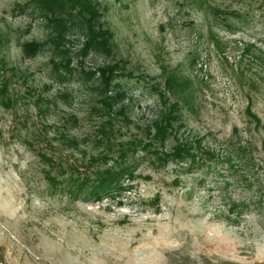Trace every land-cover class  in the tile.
Listing matches in <instances>:
<instances>
[{
    "label": "rangeland",
    "instance_id": "374dc122",
    "mask_svg": "<svg viewBox=\"0 0 264 264\" xmlns=\"http://www.w3.org/2000/svg\"><path fill=\"white\" fill-rule=\"evenodd\" d=\"M45 1L0 0V261L264 262V0Z\"/></svg>",
    "mask_w": 264,
    "mask_h": 264
},
{
    "label": "trees",
    "instance_id": "16d2710c",
    "mask_svg": "<svg viewBox=\"0 0 264 264\" xmlns=\"http://www.w3.org/2000/svg\"><path fill=\"white\" fill-rule=\"evenodd\" d=\"M43 3L42 6L45 8L46 11H48L51 15L55 13V10H68L67 15L73 16V14L77 13L80 17H83L84 14H87L89 16H93L95 14L94 10V4L91 3L90 0H46L45 2H40ZM84 18V17H83ZM182 152L185 150H181ZM187 154H180L179 152L174 153L172 155L175 158H180L183 159L185 158ZM191 157L193 160L196 156L193 155H188ZM112 179L106 178V183L110 182ZM104 184V185H105ZM104 185L99 187H96V194L103 193L106 191L107 188H104Z\"/></svg>",
    "mask_w": 264,
    "mask_h": 264
},
{
    "label": "built area",
    "instance_id": "2783aa9c",
    "mask_svg": "<svg viewBox=\"0 0 264 264\" xmlns=\"http://www.w3.org/2000/svg\"><path fill=\"white\" fill-rule=\"evenodd\" d=\"M0 264H3V263L0 261ZM259 264H264V262L261 261V262H259Z\"/></svg>",
    "mask_w": 264,
    "mask_h": 264
}]
</instances>
